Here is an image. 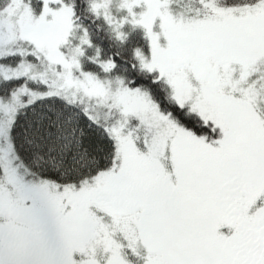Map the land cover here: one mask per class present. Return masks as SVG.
I'll return each instance as SVG.
<instances>
[{"label":"snow or ice","instance_id":"snow-or-ice-1","mask_svg":"<svg viewBox=\"0 0 264 264\" xmlns=\"http://www.w3.org/2000/svg\"><path fill=\"white\" fill-rule=\"evenodd\" d=\"M0 264H264V0H0Z\"/></svg>","mask_w":264,"mask_h":264}]
</instances>
